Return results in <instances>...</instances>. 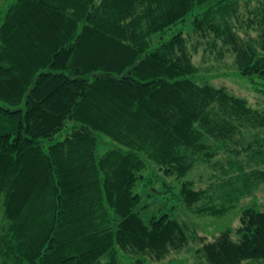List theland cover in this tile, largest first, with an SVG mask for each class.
<instances>
[{"label": "trees", "instance_id": "trees-1", "mask_svg": "<svg viewBox=\"0 0 264 264\" xmlns=\"http://www.w3.org/2000/svg\"><path fill=\"white\" fill-rule=\"evenodd\" d=\"M247 4L0 11V264H264V105L206 80L207 61L229 59L264 96V0ZM187 18V34L162 39ZM147 160L177 179L204 165L202 185L180 184L184 207L222 217L247 199L238 224L209 237L167 214L145 221L133 188Z\"/></svg>", "mask_w": 264, "mask_h": 264}, {"label": "rangeland", "instance_id": "rangeland-1", "mask_svg": "<svg viewBox=\"0 0 264 264\" xmlns=\"http://www.w3.org/2000/svg\"><path fill=\"white\" fill-rule=\"evenodd\" d=\"M13 0H0V11L6 9L7 5ZM249 8L257 7L262 0H245ZM197 8V10L202 9ZM190 17V16H189ZM189 18L185 23H178L168 29L162 39H168L170 35L178 30H182L184 34L189 31ZM161 38L153 36V45ZM192 40V39H191ZM189 44V43H188ZM199 54L194 55V62L197 63ZM207 67L210 68V73L206 80L215 85H223L228 91L234 95L247 99L248 103L254 108H262L264 105V96L260 91L261 85L258 78L252 81L248 77H242L235 69L230 67V60L226 62H217L212 59L207 61ZM207 173V168L204 165L196 166L185 177L177 179L175 175H164L157 170V165L147 160V166L142 171L143 178H140L135 183L134 192L140 195V202L136 206V211L145 220H149L152 216L159 217L162 214H167L170 217H175L186 221L190 226L197 228L199 234H204L209 237L215 235L219 230L228 226H236L238 224V216L242 206L247 202V199L242 201L240 205L231 213L222 216H197L189 213L184 207L179 197V188L181 182L185 179L191 180L195 186H200L204 183V178ZM166 184L171 187L168 190ZM257 199L264 205V188L258 192Z\"/></svg>", "mask_w": 264, "mask_h": 264}]
</instances>
